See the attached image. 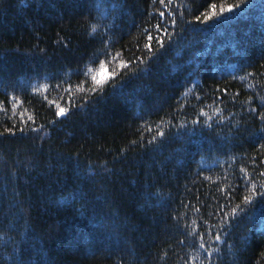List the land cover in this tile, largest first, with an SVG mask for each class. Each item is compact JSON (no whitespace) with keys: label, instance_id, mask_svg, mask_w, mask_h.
<instances>
[{"label":"trees","instance_id":"1","mask_svg":"<svg viewBox=\"0 0 264 264\" xmlns=\"http://www.w3.org/2000/svg\"><path fill=\"white\" fill-rule=\"evenodd\" d=\"M236 3L0 0V100L19 97L0 109V264L21 248L24 264H200L201 242L214 264H264V198L242 201L249 178L264 184L248 112L264 94V0ZM160 11L178 27L149 53Z\"/></svg>","mask_w":264,"mask_h":264},{"label":"snow or ice","instance_id":"2","mask_svg":"<svg viewBox=\"0 0 264 264\" xmlns=\"http://www.w3.org/2000/svg\"><path fill=\"white\" fill-rule=\"evenodd\" d=\"M205 2H207V0H205ZM160 3L162 5H164L165 8H168L169 5H171L173 3V0H167V4L165 3V0H160ZM247 3H248V0H238V3H236V4H228L227 5V10H228L229 13H231L234 9L241 8L242 5H244L246 7ZM211 7H212V9H215L216 8V4L215 3L211 4ZM224 11H225L224 6H221L220 7V13H224ZM177 14H178L177 12H173L171 15H168V14H166L165 11H160L159 15L157 17H155L156 23H154L152 25V27L155 29V34H153V32L145 30L144 35H145V38H146V43L143 45V47L145 49H147L149 53H152L154 51V48H153V41L154 40L158 43V45L160 47H163V45H164V35H168L169 37L171 36V33H169V28L165 27V25H168L169 27H172V28L178 27V21L176 19V15ZM201 15L203 16V19L205 21H207L209 19L210 15H212V13L204 12V13H201ZM201 15H196L194 17V19L196 21H200L201 20ZM184 22L187 23V21H184ZM107 39L109 41H111L110 37H108ZM101 42L102 43L104 42V38L101 39ZM62 43H63L64 47H67L68 44L70 43V41H62ZM97 59H99V58L97 57ZM125 63H129V62L121 61V65L122 66ZM76 74L79 75V70H77ZM247 75L254 77L255 74L254 73H248ZM245 78L246 77H244V76L240 77V79L242 81ZM92 79L96 82L97 85H100V84L103 83L102 80L97 79L95 76H93ZM53 87H59V85H54ZM69 87H70V85H69ZM247 87L250 88V89H255L256 85L250 83V84L247 85ZM92 91L95 92L96 89L93 88ZM223 92H224L225 96L228 95V89L227 88L223 89ZM255 97H257L259 99L260 103L258 105L255 104L254 97L250 95L248 97V101L251 102V103H249V105H248V112L255 119H257L260 122L262 128H264V94H261L260 92H255ZM45 99H47V97H45ZM84 99L86 100L87 97H85ZM221 99L223 100V97ZM231 99L235 100L236 96L233 95L231 97ZM6 102L11 104V108L12 109H16L17 105L19 103V97L15 96V95H10L7 92L5 93V99L4 100H0V109H2L5 112L8 111L7 107H5V103ZM51 104L55 105V107H56V111L54 113V115L56 117H64V116H66V113H67V109L66 108L60 107L59 105H56L55 101H52ZM81 107H83V105ZM25 111H27V110H25ZM218 111L222 112L221 109H218ZM20 117H21V123L22 124H27L28 121H31V123L33 125L36 124L35 115L34 114H29L28 117H27V120H25L24 119V112H21L20 113ZM220 118L221 119H227V117L223 116V115H221ZM197 122H199V120H197ZM55 123H56V120H52V121L49 122V126H54ZM15 130L16 129H14L13 127H8V128L5 129V131L7 133H9V134H14ZM19 131L24 132L25 129L23 127H21L19 129ZM29 131L34 132V133H39V132L43 131L44 135L48 134V130H47V128L44 125H36L35 127L29 126ZM0 135H3V133H0ZM157 135L160 136V137H163L164 136V132L163 131H159L157 133ZM40 138L43 139V136H41ZM261 139H264V137H261ZM154 140H156V136H153L152 140L149 141V143H151ZM133 143H135V142L133 141ZM258 148L261 150L259 155L264 157V143H259L258 144ZM250 162L253 163V164H256L258 162L261 163V164H264V160H260V161L252 160ZM244 171H245V173H247L246 169ZM259 175L264 176V168L261 169V171L259 172ZM248 185H249V187L245 188V192L247 194L242 196V201H243V203L245 205L250 204L253 201V199L255 198V196H260L261 198H264V184H261V185L257 186L255 183L252 182L251 178H249ZM69 195L71 196V195H73V193H69ZM229 195H231V193H229ZM197 211H199V209H197ZM236 211H237L236 208L232 209L233 213H235ZM225 215H227V214H225ZM221 220H222V222H224L223 221V217H221ZM205 224H207V221H205ZM213 239H214V241H221L222 240V235L217 233L214 236ZM200 240L203 241V236L200 237ZM179 243L183 244L184 243V239H181L179 241ZM199 247L201 249H204V252L201 253V255L204 256V259L200 261V264H205V261H207V264H214V261L212 259L213 253L206 246V243L201 242ZM166 254L167 253H165V255ZM14 255H16V253H14ZM23 255H24L23 249L21 248L20 249V256L17 258L18 261H19V264H24V261L22 259ZM5 264H6V262H5ZM185 264H188V261H185Z\"/></svg>","mask_w":264,"mask_h":264}]
</instances>
